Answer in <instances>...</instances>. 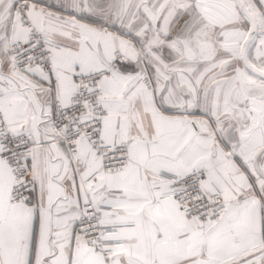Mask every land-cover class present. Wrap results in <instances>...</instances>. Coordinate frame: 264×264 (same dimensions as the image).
<instances>
[{
  "label": "snow or ice",
  "instance_id": "6c2138e0",
  "mask_svg": "<svg viewBox=\"0 0 264 264\" xmlns=\"http://www.w3.org/2000/svg\"><path fill=\"white\" fill-rule=\"evenodd\" d=\"M0 264H264V0H0Z\"/></svg>",
  "mask_w": 264,
  "mask_h": 264
}]
</instances>
